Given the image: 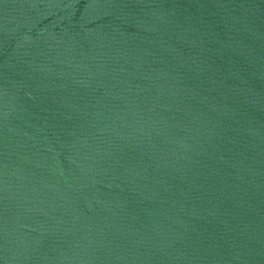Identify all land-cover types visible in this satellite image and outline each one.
<instances>
[{
	"label": "water",
	"instance_id": "95a60500",
	"mask_svg": "<svg viewBox=\"0 0 264 264\" xmlns=\"http://www.w3.org/2000/svg\"><path fill=\"white\" fill-rule=\"evenodd\" d=\"M0 264H264V0H0Z\"/></svg>",
	"mask_w": 264,
	"mask_h": 264
}]
</instances>
